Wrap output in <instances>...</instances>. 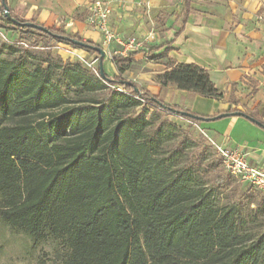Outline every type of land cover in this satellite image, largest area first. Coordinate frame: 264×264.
<instances>
[{
	"label": "trees",
	"instance_id": "16d2710c",
	"mask_svg": "<svg viewBox=\"0 0 264 264\" xmlns=\"http://www.w3.org/2000/svg\"><path fill=\"white\" fill-rule=\"evenodd\" d=\"M184 1L182 22L191 0ZM3 22L27 46L40 37L44 48L54 40L98 59L93 47L69 39L99 44L60 28L45 33L15 23L1 4ZM4 47L10 56H0L1 228L33 247L50 244L52 264H264V197L255 207L250 197L220 205L216 196L230 187V177L215 150L208 157L209 136L200 135L197 144L166 119L171 114L202 124L233 116L242 112L231 107L233 97L226 110L199 115L131 80L125 85L120 74L127 56L112 58L120 74L101 77L99 68L92 73L79 62L36 60L28 49ZM165 64L156 76L162 87L223 96L202 66L170 58ZM208 170H216L209 179Z\"/></svg>",
	"mask_w": 264,
	"mask_h": 264
},
{
	"label": "crops",
	"instance_id": "0c3cea01",
	"mask_svg": "<svg viewBox=\"0 0 264 264\" xmlns=\"http://www.w3.org/2000/svg\"><path fill=\"white\" fill-rule=\"evenodd\" d=\"M92 1L7 0V5L27 21L99 44L100 32L85 21ZM106 1L111 6L109 26L122 40L135 42L121 74L114 61L103 58L108 75L128 73L139 88L199 115L226 110L233 97L231 107L264 121V0H191L185 22L184 0ZM112 47L120 48L117 43ZM165 51L166 57L159 58ZM167 58L205 68L223 96L207 98L174 86L162 87L156 76L167 69ZM206 122H211L202 125L206 135L243 150L251 164L264 169L263 127L238 115Z\"/></svg>",
	"mask_w": 264,
	"mask_h": 264
},
{
	"label": "rangeland",
	"instance_id": "374dc122",
	"mask_svg": "<svg viewBox=\"0 0 264 264\" xmlns=\"http://www.w3.org/2000/svg\"><path fill=\"white\" fill-rule=\"evenodd\" d=\"M88 13V9H87ZM3 17V15H1ZM3 26H0V56L9 57L8 51L5 49L6 44H11L15 46L19 51L24 52V49L28 51L36 58V60H41L45 57H51L55 59L58 63L63 62H79L87 70L95 73L98 67V59L95 53L89 54L88 52L72 48L67 44L56 42L54 40L50 41L48 48L40 46V37L35 39L36 46H27L24 42H20L19 32L14 29L10 24L3 22ZM32 60L34 58H31ZM105 60V59H104ZM107 61L113 62L112 59L107 58ZM129 65V64H128ZM103 71L106 73L107 70L103 67ZM119 73V71L117 70ZM129 81L128 73L122 76ZM108 88L99 90L98 93L107 92ZM168 102L167 104L171 103ZM173 106V104H169ZM182 108V107H181ZM161 113L163 111L152 107L150 111L153 110ZM149 115V114H148ZM147 115V116H148ZM166 119L172 121L177 126L188 132V135L196 141L198 144L200 135L204 136L203 126H208L211 122H203L202 124H197L190 122L186 119H183L176 115L168 114ZM203 125V126H202ZM209 136V135H208ZM210 137V136H209ZM207 139V138H206ZM208 145V157L216 155L214 152L213 146L210 144L209 139L207 140ZM216 170H208L206 172L207 178L209 179ZM223 173L225 171L223 170ZM228 175V174H227ZM230 177V187L224 192L219 193L216 198L220 205L231 203L235 200H240L242 203H245L247 198L251 199V207H255V201H258L264 197V191L260 189L248 186L235 177L228 175ZM243 199V200H242ZM53 263V249L50 244H43L37 247L31 246V244L19 234H11L7 229L0 227V264H52Z\"/></svg>",
	"mask_w": 264,
	"mask_h": 264
},
{
	"label": "built area",
	"instance_id": "2783aa9c",
	"mask_svg": "<svg viewBox=\"0 0 264 264\" xmlns=\"http://www.w3.org/2000/svg\"><path fill=\"white\" fill-rule=\"evenodd\" d=\"M111 13V6L106 0H93L88 6L86 15V23L98 30L101 34L100 47L104 51V57L112 59L116 56H127L130 49L134 48L133 39L124 41L109 26L108 19ZM113 43H117L120 48L112 47ZM112 89L125 92L120 85L111 86ZM138 98V97H137ZM213 146L216 154L221 160L223 170L226 174L235 177L242 183L253 186L264 191V169L251 164L243 150L239 148H229L217 143L211 137L208 138Z\"/></svg>",
	"mask_w": 264,
	"mask_h": 264
},
{
	"label": "water",
	"instance_id": "95a60500",
	"mask_svg": "<svg viewBox=\"0 0 264 264\" xmlns=\"http://www.w3.org/2000/svg\"><path fill=\"white\" fill-rule=\"evenodd\" d=\"M1 4L3 5V8H4V16H6L8 19H11L13 22L21 24V25H24V26H27V27L35 28V29L43 31L45 33H50L48 28H46V27H44V26H42L40 24L29 22V21L21 23V22L15 20V19L11 18V16L9 15V12H8V7L5 4V0H1ZM69 40L72 43L76 44V45H81V46H85V47H93L96 50V52L98 53V55H99L98 56L99 73H100L101 77H106L105 74H104V71H103V62H102V60L104 58L103 49L101 47H98V46H90V45L84 43L83 41H79V40H76V39H69ZM123 83L125 85L130 84V82L128 80L124 81ZM181 114L185 115V116H188V117H192L194 119L207 120V118H204V117H201L199 115H195V114H192V113H189V112H186V111H181ZM224 115L225 114H220L219 117H222ZM234 115L243 116V117L249 119L250 121H252L253 123H255L256 125H259V126L264 128V125L260 121L250 117L248 114H246L244 112L234 113Z\"/></svg>",
	"mask_w": 264,
	"mask_h": 264
}]
</instances>
